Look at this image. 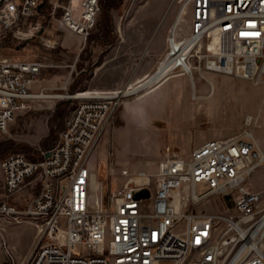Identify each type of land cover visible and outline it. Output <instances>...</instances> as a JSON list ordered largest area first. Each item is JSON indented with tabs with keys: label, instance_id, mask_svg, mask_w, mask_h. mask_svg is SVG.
Instances as JSON below:
<instances>
[{
	"label": "built area",
	"instance_id": "built-area-1",
	"mask_svg": "<svg viewBox=\"0 0 264 264\" xmlns=\"http://www.w3.org/2000/svg\"><path fill=\"white\" fill-rule=\"evenodd\" d=\"M178 2L190 16L187 36L179 42L189 45L191 67L184 72L193 82L195 72L203 79L205 72H216L264 84V0ZM40 4L0 0L3 135L18 113L42 96L35 90L44 64L3 53L9 39H24L17 32H25ZM100 11V0H80L77 9L71 1L59 23L87 41ZM176 36L173 32L170 43ZM77 100L58 139L39 158L12 153L0 160V234L12 264H264V191L248 185L264 164L250 130L257 117H247L239 134L209 140L188 154L167 146L155 173L122 168L123 181L113 190L91 160L120 98L89 91ZM32 182L40 185L38 193L24 207L12 204ZM145 189L150 196L137 198ZM213 198L226 200L223 210H192ZM27 223L37 230L34 246L16 261L7 228Z\"/></svg>",
	"mask_w": 264,
	"mask_h": 264
},
{
	"label": "rangeland",
	"instance_id": "rangeland-1",
	"mask_svg": "<svg viewBox=\"0 0 264 264\" xmlns=\"http://www.w3.org/2000/svg\"><path fill=\"white\" fill-rule=\"evenodd\" d=\"M71 1L41 0L37 15L24 27L25 33L31 34L32 38H11L3 49L7 57L43 63L35 92L62 97L41 96L30 102L28 110L18 113L8 135L0 133V160L12 153H23L31 159L39 158L42 151L50 149L58 139L78 102L77 97L89 91L121 94L129 86L143 82L137 81L145 74H152L169 52V39L173 37V27L183 9V4L178 0H100L97 25L85 41L59 23L64 8ZM156 4L162 9L158 10L157 15ZM183 18L176 41L187 36L190 16L186 11ZM176 73H183L178 76L185 75L177 89L180 95L176 90L178 76H175L149 95L120 98V106L103 135L110 137L111 141L113 138V146L111 144L107 157L108 171L105 168L104 173L102 168L99 171L100 179L108 185L114 173L107 172L116 169L112 159L113 150L128 155V163L133 170L155 173L163 155L164 143L170 142L180 152L188 154L208 139L239 134L247 127L248 116L258 119V124L250 130L264 154V145H261L264 142V84L256 85L242 78L216 72H205L206 79H203L199 72H195L198 86L202 81L210 84V91L211 81L215 87L219 86V90L210 95L208 93L205 100L195 101L192 99L189 75L181 69H177ZM43 78H53L52 85L42 88L40 81ZM44 83L41 82L46 86L47 83ZM41 89H44L43 94L40 93ZM170 90L173 91L172 97ZM165 108H168L166 118H157L161 113L165 114ZM121 125L126 126L119 128L113 137L115 129ZM133 125L154 128L156 134L152 148L151 139L147 140L148 136L134 129ZM134 147H142L143 150L136 157L132 153ZM112 181V189L115 190L117 178ZM248 185L254 190L264 191V164L251 175ZM184 199L186 206L187 201ZM225 204V199L213 198L196 205L192 210L214 213L223 210ZM186 211H189L188 206ZM17 227L11 225L6 233L16 261L21 259L18 253L20 248L27 241H32L37 233L36 228L29 223L18 231ZM62 227H66L65 221ZM0 264H12L2 246L1 234Z\"/></svg>",
	"mask_w": 264,
	"mask_h": 264
},
{
	"label": "crops",
	"instance_id": "crops-1",
	"mask_svg": "<svg viewBox=\"0 0 264 264\" xmlns=\"http://www.w3.org/2000/svg\"><path fill=\"white\" fill-rule=\"evenodd\" d=\"M155 10H156L155 11V14L157 15L158 14V10H162V9H161V7H159L158 4H156L155 5ZM156 38H158V36H156ZM149 75H151V74H148V75L145 74V76H143L137 82L143 81L144 79H146L147 77H149ZM175 76H178V75H175ZM175 76H171V77L167 78L165 81H163L162 83H160L157 87H155L154 89H152L149 93H143L141 95V97H143L145 95H149V94L155 92L156 90H158L159 88H161L164 84H166L167 82H170V80H172V78L175 77ZM183 76H185V75L178 76L177 83H176V85H177L176 86V90L180 88V86H181V78ZM53 80H54L53 78H43L42 81H40V86L42 88L46 89V88L50 87V85H52L51 82ZM189 80H190V83L192 85L191 86L192 87V99H194L195 101L198 100V99L205 100L206 97L208 96V93L210 95L212 91L213 92H217L219 90V86L218 87L217 86L215 87V84L211 80L210 81L213 84V88H211V91H210V87H208L210 84L207 85L206 81H202L199 84V86H198L196 81L193 82L190 78H189ZM41 82H43V84H45L44 82H46L47 83L46 86L42 85ZM179 92H180V90H177V94L180 95L181 93H179ZM213 92H212V94H213ZM169 94H171V97H172L173 91L170 90ZM167 110H168V108H165V112H164L165 114H162L161 113V115H159L157 118H161L162 120H164L166 118L165 115H166ZM154 122H157V121H154ZM123 126H126V125L118 126L115 129L114 134H113V137L115 135V132H117V130L119 128L123 127ZM132 127H134V129L135 128L139 129L142 133H145V135L148 136L147 137V140H150L151 139V141H150L151 144L150 145H151V148H152V145L155 144L154 143V137H155L154 135L156 134V132L153 131L154 128H150L148 126L145 127V128H141V127H136L134 125ZM143 136H144V134H143ZM148 138H150V139H148ZM209 140H213V139H208V140L204 141L202 144H204L205 142H207ZM111 144L113 146V138H112V141H111L110 137H107V136H104L103 137L102 136L101 139H100V141H99V144L97 146L96 152H95V154H94V156H93V158L91 160V167L96 171L98 177H99L100 168H102V171L105 170V169L108 171V169H107V162H108L107 157H108V151H109V148L111 147ZM201 145H199V146H201ZM261 145H264V142H261ZM167 146H171L175 150H178L170 142L164 143L162 145L163 155H162L161 159H163L166 156L165 152H166V147ZM198 147H195L194 149H196ZM141 148L134 147L132 149V153L134 154L135 157H136V154H138L139 152L143 151ZM112 149H113V147H112ZM112 159H113L114 163L116 164V169L113 170L115 172L109 170V172H107V174H110V172L114 173L112 175V180H113V178H117V181H118L117 187H118V185L120 184V182L123 181V177H121L120 174H119L120 173V170L122 168H129L132 171H138V170H133L131 168V166H129L130 165L128 163L129 156L126 155V154H124V153H115L114 150H113V158ZM103 173H104V171H103ZM106 177H105V179H106ZM112 180H111V182L110 181L109 182L113 186L114 182ZM103 181H105V180H103ZM39 186L40 185H38L36 182H32V184L29 187L25 188L24 190H22L21 192H19L18 194H16L14 197H12L10 199V202L12 204L18 205L19 207L26 206V204L38 193L39 188H40ZM2 198H4L3 181H2V178L0 177V199H2ZM21 226H24V224L23 225H18L17 231L20 229ZM28 227H31V226L28 225ZM35 237H36V233H35V235L33 237V240L32 241L30 240L31 242L30 241H27L26 242V245L24 247L20 248V250H19L18 253L20 254V257L21 258H24V257H26V256L29 255V253L33 249Z\"/></svg>",
	"mask_w": 264,
	"mask_h": 264
},
{
	"label": "bare ground",
	"instance_id": "bare-ground-1",
	"mask_svg": "<svg viewBox=\"0 0 264 264\" xmlns=\"http://www.w3.org/2000/svg\"><path fill=\"white\" fill-rule=\"evenodd\" d=\"M79 1L80 0H72L73 6L75 9L79 7ZM184 14H185V9H182L173 27L174 34H177L178 27L180 23L184 20L183 18ZM17 34L24 38H30V36L27 33L22 32V31L17 32ZM188 46H189L188 44L180 43L179 41H176V40L172 41L170 43L169 52L166 54L165 59L158 65L157 69L151 75H149V77H147L146 79L143 80V82L135 86H129L126 90H123L121 94H113V95L115 97L123 98V97L130 96V95H139L143 93H149L152 89L157 87L160 83L165 81L167 78L178 75V74H183V73L177 74L176 73L177 69H181V71L189 72V69L191 66H190V63L186 61ZM44 96L45 97H62L61 95L46 96L45 94H43L42 97L44 98ZM248 117H251V116H248Z\"/></svg>",
	"mask_w": 264,
	"mask_h": 264
},
{
	"label": "water",
	"instance_id": "water-1",
	"mask_svg": "<svg viewBox=\"0 0 264 264\" xmlns=\"http://www.w3.org/2000/svg\"><path fill=\"white\" fill-rule=\"evenodd\" d=\"M50 156V153L47 154V157ZM150 196V191L145 189L142 190L141 192L137 193L136 197L137 198H145V197H149Z\"/></svg>",
	"mask_w": 264,
	"mask_h": 264
},
{
	"label": "trees",
	"instance_id": "trees-1",
	"mask_svg": "<svg viewBox=\"0 0 264 264\" xmlns=\"http://www.w3.org/2000/svg\"><path fill=\"white\" fill-rule=\"evenodd\" d=\"M41 5V4H40ZM41 6H39V8H40ZM39 10V9H38Z\"/></svg>",
	"mask_w": 264,
	"mask_h": 264
}]
</instances>
